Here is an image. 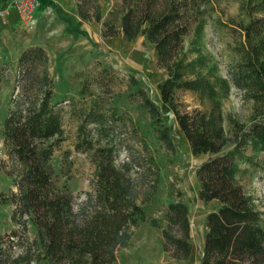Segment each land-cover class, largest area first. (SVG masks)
Wrapping results in <instances>:
<instances>
[{
	"label": "trees",
	"instance_id": "trees-1",
	"mask_svg": "<svg viewBox=\"0 0 264 264\" xmlns=\"http://www.w3.org/2000/svg\"><path fill=\"white\" fill-rule=\"evenodd\" d=\"M41 4L56 5L51 0ZM244 7L245 15L232 27L238 58L222 75L202 41L212 0H113L108 17L102 13L101 0H76L78 15L99 22L102 36L147 37L157 65L166 71L157 84L161 100L173 112L192 153L208 154L196 167L198 196L218 204L205 214L199 264H264V209L256 206L240 181L248 166L259 164L264 169V157L254 156L264 151V0H246ZM231 86L252 100L253 112L247 121L229 115L225 127L218 94ZM127 88L126 97L147 114L149 129L131 115L123 118L118 95L114 102L102 94L86 102L55 99L46 49L33 43L21 50L2 123L6 158L0 160V169L15 186L10 194L11 218L19 227L0 235V264H37L41 259L51 264H108L115 259L117 246L127 243L130 224L142 221L161 228L163 247L175 261L189 258L187 202L167 203L165 225L150 217L146 208L159 179L147 130L166 150L175 152L169 125L131 71ZM182 90L193 93L200 103L209 99V106L188 109L177 96ZM80 93L84 94L83 88ZM62 102L68 103L76 121L75 149L88 153L93 163L90 189L79 203L54 160L64 132ZM121 148L127 154L118 161ZM29 223L35 229L31 238ZM16 247L19 251L14 252Z\"/></svg>",
	"mask_w": 264,
	"mask_h": 264
},
{
	"label": "rangeland",
	"instance_id": "rangeland-1",
	"mask_svg": "<svg viewBox=\"0 0 264 264\" xmlns=\"http://www.w3.org/2000/svg\"><path fill=\"white\" fill-rule=\"evenodd\" d=\"M112 4L113 0H101V10L105 17L109 16ZM212 4L211 16H206L202 41L211 62L217 65L218 72L226 75L228 66L238 58L233 48L236 40L232 27L236 25L238 18L245 15L246 0H212ZM113 16H118V13L115 12ZM48 23L50 24L47 28L26 27L16 32L17 34L12 33L4 37L0 35V160L6 158L2 123L15 83L17 59L21 50L29 44L42 41L41 45L48 53L55 99L74 97L76 101L86 102L102 94L114 102V96L118 95L116 101L119 110L123 111V118L127 119L131 115L143 129H149L147 114L139 109L130 97H126L127 71L133 72L160 109L176 145L175 152L166 150L151 131L147 130V139L159 164L157 190L146 205L147 213L150 217L158 218L161 225H165L167 203L176 199L186 201L189 207L192 250L188 259L175 261L163 247L161 228L142 221L138 225L130 224L127 243L117 246L115 259L108 264H199L205 233V214L218 204L216 200L205 202L198 196L196 167L208 154L192 153L173 112L168 104L161 100L157 84L166 76V71L157 65L153 45L143 34L132 40H127L123 33L105 38L101 33L94 34L91 28L78 29L77 36L72 38L58 28L57 24L50 28L52 22ZM185 43L188 44V38ZM106 67L109 69L100 73L101 69ZM81 87L84 94L80 93ZM177 96L188 109L194 106H209V99L206 98L200 103L188 90L178 91ZM218 98L225 127L229 125V115L247 121L253 112L252 100L245 98L243 91L234 86H231L228 92L221 91ZM62 103L65 108L64 132L63 138L56 145L54 160L62 167L63 173H66L74 200L79 203L84 198V192L90 189L93 163L88 153L75 149L76 121L70 116L68 103ZM126 154L121 148L117 160L125 159ZM254 156L256 160H260L264 157V151L255 153ZM240 181L244 190L253 197L256 206L264 209L263 167L259 164L248 166ZM14 189L11 176L1 168L0 235L19 227L11 218L13 203L10 194ZM34 234V226L29 223L27 235L31 238ZM13 250L19 251V247ZM37 264L51 263L47 259H41Z\"/></svg>",
	"mask_w": 264,
	"mask_h": 264
},
{
	"label": "crops",
	"instance_id": "crops-1",
	"mask_svg": "<svg viewBox=\"0 0 264 264\" xmlns=\"http://www.w3.org/2000/svg\"><path fill=\"white\" fill-rule=\"evenodd\" d=\"M51 1H54L56 5L41 4L35 11L33 22L36 29L47 28V25L50 24L48 22H52L51 26H49L50 28L57 24L58 28L72 38L77 36L78 29L88 30L91 28L94 34H100L99 22L94 20L86 21L78 15L76 12V0ZM26 27L24 19L19 14L12 0H0V35L3 37L5 35L8 36L12 33L20 32ZM37 42L42 44V41L38 40Z\"/></svg>",
	"mask_w": 264,
	"mask_h": 264
},
{
	"label": "built area",
	"instance_id": "built-area-1",
	"mask_svg": "<svg viewBox=\"0 0 264 264\" xmlns=\"http://www.w3.org/2000/svg\"><path fill=\"white\" fill-rule=\"evenodd\" d=\"M28 28H33L35 11L41 6V0H12Z\"/></svg>",
	"mask_w": 264,
	"mask_h": 264
}]
</instances>
